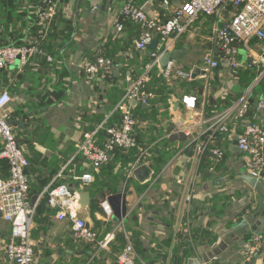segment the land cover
<instances>
[{
	"label": "crops",
	"instance_id": "crops-1",
	"mask_svg": "<svg viewBox=\"0 0 264 264\" xmlns=\"http://www.w3.org/2000/svg\"><path fill=\"white\" fill-rule=\"evenodd\" d=\"M39 1L0 0V46L35 40L32 29ZM134 1L164 23L186 0ZM122 3L62 0L51 35L42 43L46 55L35 56L23 71L16 64L4 70L5 81L0 78V92L8 91L12 98L10 122L17 118L18 125H12L30 161V202L37 208L31 238L37 264H118L128 237L146 264H246L244 245L254 234H264V173L253 175L250 157L238 149L237 137L249 124L264 125V108L259 105L264 102V67L252 63L261 52L260 43L250 42L255 52L251 55L241 48L247 59L239 53L240 66L233 76L234 69L222 61L214 37L215 26L228 21L233 9L224 11L222 19L199 16L169 54L183 53L170 61L194 74L196 67L205 71L203 58L213 54L220 67L189 81H166L158 68L152 69L150 76L155 71L163 81L156 99L148 106L132 104L144 123L136 133L141 146L149 150L152 180L140 183L134 176L127 180L126 171L118 167L95 171L78 154V143L88 133L104 139L113 105L130 88V81L146 73L150 53L156 50L136 49L140 29L131 23L116 34L114 20ZM101 56L114 63L112 82L98 83L85 73V62ZM116 85L122 96L115 103L117 96L111 89ZM245 96L250 108L245 119L237 120L232 108ZM187 99L196 101L195 110L187 109ZM226 111L231 114L229 131L215 133V120ZM177 132L186 139L170 141ZM208 140L206 154L197 165L195 147ZM213 149L224 154L216 166ZM86 173L95 181L84 187L79 177ZM0 174L7 175L1 166ZM59 185L80 198L89 194L88 206L79 204V216L100 239L118 231L110 247L101 249L77 240L73 223L57 218L59 209L48 205L47 191ZM121 191L127 194L128 214L123 228L115 230L119 223L107 219L101 205ZM10 238L11 225L0 213V264H12L5 248ZM263 262L264 251L250 264Z\"/></svg>",
	"mask_w": 264,
	"mask_h": 264
},
{
	"label": "built area",
	"instance_id": "built-area-1",
	"mask_svg": "<svg viewBox=\"0 0 264 264\" xmlns=\"http://www.w3.org/2000/svg\"><path fill=\"white\" fill-rule=\"evenodd\" d=\"M62 0H40L36 7L39 42H27L23 45H8L0 47V70H6L19 64V70L23 71L30 61L38 55L45 56L41 46L54 24L59 13ZM228 8L233 9L231 18L220 26H215L214 37L221 51L222 61L226 60L234 69L233 76L237 74L240 66L238 60L240 49H246L250 55L255 53L249 46L251 41L260 43L261 52L252 59L253 64H262L264 67V0H186L178 8L172 17L162 23L151 18L144 8L138 6L134 0H123L120 12L114 20L116 34L125 29L126 23H131L140 29V37L135 41L138 50H146L157 39L155 51L150 53L151 62L147 71L128 88L113 112L121 115L119 126H107L104 128V139L101 140L95 133L85 134L84 139L78 143L77 152L83 157L95 171L105 167L114 157L117 150L129 152L138 150L137 160L130 165L127 180L133 177V172L144 164H148L149 150L141 146L137 138V130L143 127L142 120L136 115L133 102L148 106L156 99V92L150 87L152 69L158 68L166 81L192 80L193 74L177 67L174 61H169L167 66L160 64L165 54L173 51L179 37L199 16L218 17ZM50 62H54L47 55ZM204 70L211 73L217 70L221 63L213 54H207L202 61ZM114 63L106 57H98L96 61H87L84 70L87 77L96 82H112ZM130 81V79H129ZM12 98L8 91L0 92V165L7 163L9 175L0 174V213L3 219L11 225V238L7 244L6 253L12 264H37V258L31 232L33 229L36 206L31 204L30 196V161L19 145L14 127L10 122L9 106ZM264 108V102L259 103ZM189 110H195L196 101L186 100ZM250 108V100L247 96L238 101L232 108L237 120L245 119ZM112 112V113H113ZM229 111L222 113L215 120L214 132H228ZM185 135L191 138V133ZM211 142H201L196 145V163L199 165L201 158L207 151V145ZM238 149L250 157L253 175L259 177L264 173V125L252 123L246 126L242 135L237 137ZM211 159L213 166L222 162L224 154L220 149H213ZM84 187L90 186L95 179L92 174L86 173L79 177ZM47 202L50 207L58 208L59 220L69 219L73 223L74 236L77 240L94 244L98 248L107 249L116 240V231L108 233L104 239H100L87 224L86 220L79 216V193H73L65 185L50 187L47 191ZM105 217H113V209L109 201L102 203ZM115 230L123 228V222L119 223ZM264 251V234H254L244 245L243 254L246 264L256 260ZM118 264H146L141 261L138 254L127 238L124 249L117 256ZM264 264V262H263Z\"/></svg>",
	"mask_w": 264,
	"mask_h": 264
},
{
	"label": "water",
	"instance_id": "water-1",
	"mask_svg": "<svg viewBox=\"0 0 264 264\" xmlns=\"http://www.w3.org/2000/svg\"><path fill=\"white\" fill-rule=\"evenodd\" d=\"M158 44V40L155 39L152 44L149 46L151 49L155 50ZM221 52V51H218ZM182 50H177L173 54H165L163 58L161 59V64L163 67L167 66L168 62L171 60V56H173L174 59H178L179 55L182 54ZM115 70V69H114ZM198 74H202L204 76L207 75L206 71H202L199 67H196L194 69L193 78H195ZM134 84V80L130 81L129 86L131 87ZM133 104L138 105L137 102H133ZM12 123H15V121H11ZM23 120H21V123ZM186 139L185 135L183 133L177 132L173 133L170 136V141L177 142V141H184ZM152 169L148 164H144L137 168L133 172V176L135 179L140 183H146L150 180H152ZM108 201L113 209V221L116 223L122 222L128 214V205H127V194L125 191H121L118 194L111 195L108 198ZM80 204L82 207H86L89 204V194L88 193H82L81 195V201Z\"/></svg>",
	"mask_w": 264,
	"mask_h": 264
},
{
	"label": "trees",
	"instance_id": "trees-1",
	"mask_svg": "<svg viewBox=\"0 0 264 264\" xmlns=\"http://www.w3.org/2000/svg\"><path fill=\"white\" fill-rule=\"evenodd\" d=\"M40 3V1H39ZM36 4V3H35ZM36 15V14H35ZM37 16V15H36ZM53 28V27H52ZM34 30V38H35V43H38L39 42V34H38V26H37V21H35V23L33 24V29ZM52 31V29H51ZM51 31L47 37V39L45 41L48 40V38L50 37L51 35ZM44 41V42H45ZM43 42V43H44ZM46 43V42H45ZM25 43H18L16 45H23ZM11 45H14V44H11ZM8 46V45H6ZM41 46L43 47V44L41 43ZM0 47H3V46H0ZM45 50V49H44ZM151 61V59H150ZM2 72V73H1ZM3 72H5L4 70H0V78H2L4 81L6 80V74H4ZM257 75L255 74L253 78H255ZM151 81H150V87L155 91L157 92V89L158 87L162 84V77L160 78L157 74V72H153L152 75H151ZM120 79V78H117L116 79V82L117 80ZM165 90V88H163ZM111 94L113 96H117V100L115 101V103L120 100L121 96H122V92L120 91V88L116 86L112 87L111 89ZM118 104V102H117ZM116 104V105H117ZM116 105H113V106H116ZM112 119L109 121L108 123V126H119L120 125V120H121V115L118 113V112H113L112 113ZM17 118H14L12 119V121H15V123H12L13 125H18V122L16 120ZM23 119V118H22ZM150 143V141L148 142ZM20 145V144H19ZM2 150V145L0 144V151ZM138 155H139V151L138 150H131L129 152H123L122 150H117L114 154V157L112 158V160L102 169V171L107 167L108 169H111L112 171H114V169L116 167L118 168H121V169H124L126 171V175L128 173V170L130 168V165L133 164L137 158H138ZM165 162V161H164ZM6 172H7V175H4V176H8L9 175V169H8V165L7 163L5 162H2V164L0 165ZM100 169V170H101ZM126 181V180H125Z\"/></svg>",
	"mask_w": 264,
	"mask_h": 264
},
{
	"label": "rangeland",
	"instance_id": "rangeland-1",
	"mask_svg": "<svg viewBox=\"0 0 264 264\" xmlns=\"http://www.w3.org/2000/svg\"><path fill=\"white\" fill-rule=\"evenodd\" d=\"M240 52V54L243 56V59H247V53L244 51V49H241Z\"/></svg>",
	"mask_w": 264,
	"mask_h": 264
}]
</instances>
